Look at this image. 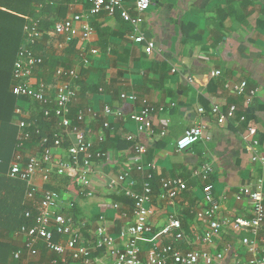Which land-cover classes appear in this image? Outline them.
Returning a JSON list of instances; mask_svg holds the SVG:
<instances>
[{
  "label": "crops",
  "instance_id": "crops-1",
  "mask_svg": "<svg viewBox=\"0 0 264 264\" xmlns=\"http://www.w3.org/2000/svg\"><path fill=\"white\" fill-rule=\"evenodd\" d=\"M152 1L154 8L151 7L145 14L143 25L146 37L156 45L152 56L146 54L142 45L134 43L131 27L124 24L119 16L89 17V23L96 31L94 47L101 52L99 43L103 40L108 45V52L93 59L91 74H84L73 82L76 98L71 106L72 119L76 121L78 113L89 108L101 113L105 106L125 114L123 118H109L112 131L104 129L107 119L102 116L96 120L88 118L81 125L95 150L107 153L106 160L96 161L90 185L84 187L86 194L92 192L94 196L87 197L73 179L57 175L55 170L48 183L43 181L39 173L34 184L40 191H56L61 195L60 213L70 218L80 230L84 242L90 248L91 260L96 264H115L106 251L96 249L95 232L100 226H106L118 245L128 240L127 228L133 220L131 204L123 198L119 187L111 189L110 184L116 182L118 175L132 165L131 151L124 149L123 143L128 142L126 135H139L129 114L139 112L141 102L146 100L158 111L150 121L157 135L154 138L139 136V140L148 146L144 162L154 166L151 173L155 180L153 201L149 206L153 212L150 218L153 236L149 235L141 242L142 257L145 258L151 248L149 239L160 235L169 218L176 215L182 221L183 228L185 225L184 231L188 238L187 242L175 243L181 250H207L216 255L228 254L227 249L230 247L229 261L248 262L252 255L243 245V240H256L264 249V226L259 236L246 230L234 233L230 227H225L213 245L203 244L206 223L198 219L196 213L205 210L207 204L203 194L204 181L201 175L195 174L203 167H211L209 179L213 195L221 205L222 218L251 216V203L247 199L239 203L235 198L240 187L264 180V171L259 164L252 162L243 140L249 125H254L259 135L264 137V0ZM87 13L84 0H71L66 18ZM183 22L197 27L191 33L197 34L198 40L184 36ZM67 49L63 53L59 52V55L68 64L59 68L76 69L78 72L91 68H84L74 58L75 55L66 54ZM217 72L221 74L215 76ZM102 81L101 90L93 93V86ZM243 81L248 82L249 90L257 91L249 106L246 105V96H238L225 88L227 83ZM32 83L46 84L51 95L61 85V81L54 76L44 79L35 70ZM122 95H135L138 101H125ZM215 105L224 109L236 105L239 113L251 106L253 118L249 125L237 117L221 126L209 114ZM19 106L23 120L17 114V109L11 125L0 132V161L3 162L0 171L7 174L18 151L16 144L21 134L19 123H29L38 116H33L32 104L19 103ZM201 108L207 113L201 114ZM198 124L206 126L209 140L205 138L191 149L178 152L177 141L188 129ZM162 131H166V136L160 135ZM62 136L63 148L53 153L57 161L66 162L69 160L67 150L74 135L63 133ZM36 137L39 140L26 142L21 150L26 158L42 152V138ZM102 137L105 138L103 143L100 141ZM261 152L264 154V141ZM134 177L140 185L142 175L136 172ZM176 178L183 179L189 190L171 206L162 198L161 180ZM115 204H119L120 208L116 209ZM16 241L23 246L19 238L16 237ZM54 256L47 249L33 263L51 264ZM70 264L75 263L71 261Z\"/></svg>",
  "mask_w": 264,
  "mask_h": 264
},
{
  "label": "built area",
  "instance_id": "built-area-1",
  "mask_svg": "<svg viewBox=\"0 0 264 264\" xmlns=\"http://www.w3.org/2000/svg\"><path fill=\"white\" fill-rule=\"evenodd\" d=\"M91 6L87 15L73 14L63 21H58L52 27L51 36L53 37V46L59 53H63L68 47L77 42L80 46L81 65L89 68L93 59L101 54L100 50L94 47L95 29L89 23V17L107 16L114 18L118 13L121 19L131 27V39L134 43L142 45L147 55L152 56L156 49L155 43L148 39L144 32V16L149 12L153 5L152 0H91ZM129 4V5H127ZM40 20L27 19L24 28L25 44L22 46L18 59L14 65L13 94L16 97L27 98L43 107L45 118L53 120L57 126L70 136L74 135L67 154L69 160L59 162L56 160L54 150L63 148V136L56 135L55 140L48 137L41 139L42 152L36 156L26 158L21 150L25 143L32 140V134L28 131L31 124L26 121L19 123L20 137L17 144L18 151L14 156L10 166L8 177L13 180H19L27 185L26 201L37 210L33 217L34 223L31 226H23L16 237L23 242L22 251L15 253L14 257L22 264H34L33 261L40 257V245L47 247L48 251L55 255L51 264H96L89 258L90 248L84 242L79 229L76 228L72 220L66 215L60 213L61 195L56 191H40L34 184L39 173L42 179L48 183L53 170L57 175L67 176L76 182V185L86 194L85 186L90 185L91 175L94 172L96 161H103L107 158L104 151H96L94 144L87 138L86 131L81 125L90 118L93 120L98 117H105L104 129L112 131L109 121L111 117L123 118L124 113L114 109L111 106H105L101 113L89 108L78 113L76 121L72 119L71 106L76 98V92L73 89V82L79 79V72L76 69L58 68L55 78L61 81L60 87L56 93L51 95L50 88L41 83L34 85V70L43 63L34 47L42 41L44 32L40 27ZM221 73L217 72L215 76ZM225 88L238 96H246V105L249 106L253 98L257 95L256 90H249L247 81L240 83H227ZM249 90V91H248ZM122 99L137 102L135 95H122ZM139 112L129 114V119L137 126L138 135L154 138L157 135L155 129L150 126L151 117L158 110L153 105L143 100ZM163 111V109H160ZM201 114H206V110L201 108ZM239 107L230 105L226 109L215 105L211 107L212 115L219 125L225 126L230 121L237 118ZM20 118L21 110H17ZM22 119V118H21ZM23 120V119H22ZM241 122L246 121V117L240 118ZM206 126L198 124L188 129L185 134L177 141L176 148L178 152H184L199 144L206 136ZM36 136L41 135V131L35 132ZM166 136V131L160 134ZM139 136L133 134L126 135V140L132 143L131 156L132 165L123 170L116 180L110 184L111 189H121L123 196L134 201L135 206L132 213L133 220L127 228L128 240L123 245H118L116 239L111 235L106 226H100L95 232L96 249L106 251L113 259L115 264H264V249L260 247L256 240L244 239L243 245L248 248V253L252 257L248 262L228 260V254L231 252L229 247L228 254L218 253L212 255L209 251H184L175 246V243L187 242L182 221L172 215L168 223L156 238L149 239L151 248L145 258L142 257L141 242L146 240L149 235L153 236V227L150 224V218L153 215L150 204L153 201V188L150 183L154 166L145 164L144 159L148 154V146L139 140ZM246 151L255 164H259L264 171V154L261 152L262 143L258 129L249 125L246 133L243 135ZM105 140L101 138V143ZM140 173L145 180L142 191L137 192L138 181L134 173ZM211 167H203L195 175H201L204 181V200L207 208L197 212L198 219L206 223V230L202 238L203 244L213 245L217 236L220 235L225 227L236 233L240 230L249 231L254 236H259L264 226V180L261 179L254 185L240 187L236 194L237 202L241 203L247 199L252 206V213L249 218L236 217L234 219L221 217V205L213 195V186L207 184ZM163 189L162 198L174 206L176 200L189 190L188 185L183 179H162ZM87 197H93L92 192L86 194ZM39 199V200H38ZM38 201V202H37ZM116 209L120 208L115 204ZM27 219H32V213L29 211ZM56 235L60 236L61 241H55ZM161 240V241H160ZM165 241V242H164ZM166 241H171L167 242Z\"/></svg>",
  "mask_w": 264,
  "mask_h": 264
},
{
  "label": "trees",
  "instance_id": "trees-1",
  "mask_svg": "<svg viewBox=\"0 0 264 264\" xmlns=\"http://www.w3.org/2000/svg\"><path fill=\"white\" fill-rule=\"evenodd\" d=\"M70 1L71 0H0V132L5 127L11 125L13 117L16 114L15 112L20 107L19 103H27L33 106L31 109L33 110V116L38 115L29 121L31 128L28 131L32 134V139L39 140L35 135L37 130L41 131L40 138L48 137L52 141L55 140L56 135L62 136V131L60 127L57 126V123L45 118L43 107L27 98L16 97L13 94L12 88L15 83L13 71L19 52L26 41L24 28L27 24V19L40 20V27L44 32L42 41L34 47L35 53L43 59V63L36 67L35 72L44 79L47 77L51 78L55 76L56 70L60 66H67L68 61H63V57L60 56L53 47L51 31L55 23L59 20L66 19ZM124 1L128 2V0ZM90 2L91 0H84L87 10L90 9ZM118 16L121 18L119 13L117 14V17ZM122 22L126 24L123 20ZM194 29H197L194 24L183 22L182 31L184 36L198 40V35L191 33ZM104 42L100 40L99 48H101L102 54H107L108 45L104 44ZM77 45V42L72 44L67 49L66 54L75 55L74 58L81 61L79 57L80 52H77ZM73 56H71V58ZM93 69V67L87 70L83 69V71L79 72V78L84 74H91ZM102 83L103 81L93 86V93L96 94L101 90ZM252 114L253 111L250 106L247 111L240 112L237 117L241 118L245 116L246 121L243 123L249 125L251 118H253ZM260 140L261 143H263L264 137L260 136ZM123 144L124 149H129L131 151L133 146L132 143L124 142ZM2 163L3 162L0 161V165H2ZM144 182L145 180L142 178L141 184L138 185V187L141 186L140 189L138 187L135 189L137 192L141 191ZM150 183L154 191V178L150 180ZM207 184L212 185L210 179ZM26 194V183L13 180L8 177L6 172L0 171V264H22L21 261H17L14 257L15 253L23 249V246L21 247L18 241H16V234L23 226H31L34 223L33 217L37 214L35 206H31L27 203ZM123 198L131 204V209L133 211L135 206L134 201L125 196H123ZM29 211L32 213V219L26 218ZM59 238L60 236L56 235L55 241H58ZM174 245L176 246V244ZM39 249L40 255H43L47 247L40 245Z\"/></svg>",
  "mask_w": 264,
  "mask_h": 264
},
{
  "label": "rangeland",
  "instance_id": "rangeland-1",
  "mask_svg": "<svg viewBox=\"0 0 264 264\" xmlns=\"http://www.w3.org/2000/svg\"><path fill=\"white\" fill-rule=\"evenodd\" d=\"M154 7L152 6V9H153ZM54 47V46H53ZM55 49V48H54Z\"/></svg>",
  "mask_w": 264,
  "mask_h": 264
}]
</instances>
